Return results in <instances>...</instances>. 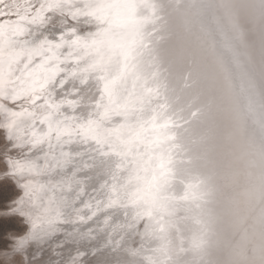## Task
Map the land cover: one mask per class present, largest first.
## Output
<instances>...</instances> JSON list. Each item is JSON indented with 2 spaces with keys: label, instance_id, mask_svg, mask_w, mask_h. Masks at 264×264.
<instances>
[{
  "label": "snow or ice",
  "instance_id": "snow-or-ice-1",
  "mask_svg": "<svg viewBox=\"0 0 264 264\" xmlns=\"http://www.w3.org/2000/svg\"><path fill=\"white\" fill-rule=\"evenodd\" d=\"M241 137L264 0H0V264H264V207L252 240L221 207Z\"/></svg>",
  "mask_w": 264,
  "mask_h": 264
},
{
  "label": "rangeland",
  "instance_id": "rangeland-1",
  "mask_svg": "<svg viewBox=\"0 0 264 264\" xmlns=\"http://www.w3.org/2000/svg\"><path fill=\"white\" fill-rule=\"evenodd\" d=\"M237 140L235 141L237 144H232L230 148L226 150L228 153L230 151V155L228 153L227 155L221 153L219 155V162L221 165V184L225 194L224 201L221 205L222 209L226 213V216L229 218V222L235 220L236 213L235 210L232 211V204H235L236 201L240 202L242 213L244 211L246 212H244L243 216L247 217L250 214L253 219L257 220L256 216L257 214H260L261 207L256 208L255 206L258 202V199L260 198V195H262L264 192V175L261 176V173L264 174V163L259 153L256 155V152L252 150L255 146L251 144L249 145L251 138L246 139L241 137ZM227 169L229 172L226 174V176L224 173ZM240 178L245 181L246 187L249 188L252 193H249L250 191L242 192V188L239 187L238 189L242 193L239 192L240 194H238V198L236 200H232L231 195H233V192L236 193V189L233 186H239V182L237 183L236 180H240ZM225 188L230 189V191L225 190ZM231 190L233 192H231ZM242 222L244 223L240 226V220L238 219L235 223V225L238 224V226L236 225L237 227L235 228L237 229L238 233L243 232L244 234L250 236L249 231L252 229H245V221L242 220ZM243 228L245 229L244 231ZM252 234L253 235L249 238L254 239V233ZM88 259L92 260L93 257H88Z\"/></svg>",
  "mask_w": 264,
  "mask_h": 264
},
{
  "label": "bare ground",
  "instance_id": "bare-ground-1",
  "mask_svg": "<svg viewBox=\"0 0 264 264\" xmlns=\"http://www.w3.org/2000/svg\"><path fill=\"white\" fill-rule=\"evenodd\" d=\"M163 2H167V0H163ZM238 141V140H237ZM240 141V140H239ZM233 144H237V143H233ZM254 145L253 144V142H252V140H250V142H249V145ZM240 146V145H239ZM255 146V145H254ZM229 149V148H228ZM254 152H256L255 154L257 155L258 154V149H257V147L255 146L253 149H252ZM232 151V150H231ZM226 153V154H225ZM227 151L225 150V149H221V154H224V155H227ZM229 155H230V151H229V153H228ZM224 157V156H223ZM263 161V163H264V159L262 160ZM264 165V164H263ZM229 169V168H228ZM226 170L225 171V175L229 172V170ZM223 172V171H222ZM264 174H262L261 173V176H263ZM227 176V175H226ZM232 177V176H231ZM228 178V177H227ZM263 179H264V177H263ZM232 180V179H231ZM237 181V183L239 182V186H233L235 189H236V193H234L232 190H231V192H233V195H231V198H232V200H236L237 198H238V194H240V193H242V192H246V191H250L249 190V188H247L246 187V185H245V181L243 180V179H241L240 178V180L239 179H237L236 180ZM228 186V185H227ZM226 187V186H225ZM229 187V186H228ZM227 187V188H228ZM242 188L241 189V191L242 192H240V190L238 189V188ZM227 188H225V190H229L230 191V189H227ZM226 192V191H225ZM240 192V193H239ZM249 193H252V191H250ZM262 195H264V192L262 193ZM262 195H260V198L258 199V202L256 203V208L257 207H264V201H262ZM224 196H225V194H224ZM245 200V199H244ZM247 200V199H246ZM234 205H235V208H234ZM245 205V204H244ZM246 206V205H245ZM221 207H222V205H221ZM233 210H235V213H236V215H235V221H237L238 219L240 220V226L244 223V222H242V220H244L245 221V229H247V230H249V229H252V230H250L249 232H250V236L249 235H247V237H248V239L249 240H252L251 238H249V237H251L253 234L252 233H254V237L253 238H255V239H259V236H260V231H261V227H260V224L258 223V217H259V214H257V216H256V218H257V220H255V219H253L252 218V216H250V214H249V216H247V217H245V216H243L244 215V212L242 213V208H241V205H240V202L239 201H236L235 202V204L233 203L232 204V211ZM249 211V210H248ZM246 213V212H245ZM249 213V212H248ZM252 213V212H251ZM226 219L229 221V218L226 216ZM237 226H238V224H236ZM235 225V227H237ZM251 227V228H250ZM244 228H243V231L245 230ZM241 231V230H240ZM243 233V232H242ZM241 232H239V234L236 236V239L237 240H239V238H240V235H243ZM227 254V251L225 250V249H217V250H215V252H214V255H215V257L217 258V259H222L225 255Z\"/></svg>",
  "mask_w": 264,
  "mask_h": 264
}]
</instances>
